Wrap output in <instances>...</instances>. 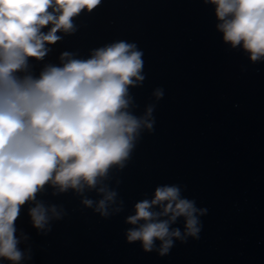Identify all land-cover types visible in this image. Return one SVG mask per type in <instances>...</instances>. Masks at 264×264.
<instances>
[{"label": "water", "instance_id": "1", "mask_svg": "<svg viewBox=\"0 0 264 264\" xmlns=\"http://www.w3.org/2000/svg\"><path fill=\"white\" fill-rule=\"evenodd\" d=\"M220 23L211 0H100L72 18V31L45 44L42 59L27 58L15 73L21 80L118 42L134 45L143 79L128 86L125 111L142 123L127 158L94 186L60 191L47 183L20 207L18 264H264V57L252 61L241 45L225 42ZM165 186L193 203L199 232L186 235L178 217L169 232L180 238L161 255L159 240L151 251L129 242L138 226L127 221ZM106 192L115 196L102 215ZM37 204L47 214L40 229L30 215Z\"/></svg>", "mask_w": 264, "mask_h": 264}, {"label": "clouds", "instance_id": "2", "mask_svg": "<svg viewBox=\"0 0 264 264\" xmlns=\"http://www.w3.org/2000/svg\"><path fill=\"white\" fill-rule=\"evenodd\" d=\"M99 3L0 0V258L13 264L22 258L14 236L20 207L34 200L47 183L60 191L94 186L111 165L127 158L142 123L125 111L128 86L143 79L141 54L134 45L118 42L96 50L87 60L68 59L63 67H48L39 79L15 75L26 67L27 58L45 56V44H55L58 31H72L73 17ZM211 3L216 5L224 41L241 45L252 61L264 57V0ZM47 25L50 29L42 32ZM145 126L151 128L150 123ZM114 196L106 192L97 211L106 214L105 204ZM84 203L91 206V201ZM156 206L159 213L152 211ZM196 212L176 187L157 188L154 199L135 205V215L127 222L138 227L129 230L127 239L141 241L145 251L159 240L163 255L172 238H180L178 230L169 232L178 217L185 218L186 235H197ZM30 215L38 229L47 223L46 210L39 204Z\"/></svg>", "mask_w": 264, "mask_h": 264}]
</instances>
